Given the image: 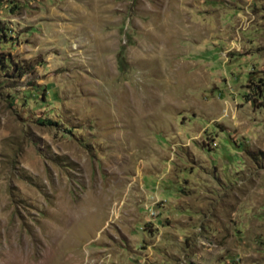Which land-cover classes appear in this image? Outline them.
I'll use <instances>...</instances> for the list:
<instances>
[{"label":"rangeland","instance_id":"rangeland-1","mask_svg":"<svg viewBox=\"0 0 264 264\" xmlns=\"http://www.w3.org/2000/svg\"><path fill=\"white\" fill-rule=\"evenodd\" d=\"M0 264H264V0H0Z\"/></svg>","mask_w":264,"mask_h":264},{"label":"trees","instance_id":"trees-1","mask_svg":"<svg viewBox=\"0 0 264 264\" xmlns=\"http://www.w3.org/2000/svg\"><path fill=\"white\" fill-rule=\"evenodd\" d=\"M125 46H121L119 49V53L117 55V64H118V68L121 71H124L125 69ZM42 124H45V122L41 121Z\"/></svg>","mask_w":264,"mask_h":264}]
</instances>
